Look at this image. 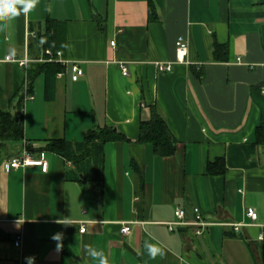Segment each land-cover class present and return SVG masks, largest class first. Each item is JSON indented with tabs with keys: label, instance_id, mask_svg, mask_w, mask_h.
Here are the masks:
<instances>
[{
	"label": "crops",
	"instance_id": "obj_1",
	"mask_svg": "<svg viewBox=\"0 0 264 264\" xmlns=\"http://www.w3.org/2000/svg\"><path fill=\"white\" fill-rule=\"evenodd\" d=\"M152 2L151 14L150 0H40L0 27V110L24 124L0 158V264H27L29 256L34 264H96L85 255L89 245L109 264H264V144L256 142L261 108L252 91L264 88V0ZM51 21L55 36L46 43ZM46 50L62 51L69 64L42 61ZM73 62L83 70L77 81ZM27 93L34 98L24 101ZM154 105L178 141L172 156L138 142ZM105 127L128 140L106 142L84 162L47 148ZM25 140L46 169L3 167L23 155ZM210 166L226 170L212 174ZM195 207L212 223L202 234L192 225L169 229L176 208L193 222ZM63 217L72 225L53 222ZM56 232L64 234L59 254ZM146 242L164 255L150 257Z\"/></svg>",
	"mask_w": 264,
	"mask_h": 264
},
{
	"label": "trees",
	"instance_id": "obj_2",
	"mask_svg": "<svg viewBox=\"0 0 264 264\" xmlns=\"http://www.w3.org/2000/svg\"><path fill=\"white\" fill-rule=\"evenodd\" d=\"M154 10V4L152 0H150V13H154ZM51 30H53L52 21L48 25L47 33L43 36L46 38V43L54 39L55 35H52ZM53 80L54 74L51 76L49 75V89L52 88V83H50V81L53 82ZM252 91L254 101L261 108V123L256 129V142L258 144H264V93H262V86L254 87ZM151 112V118L142 121L140 124L138 142L142 144H151L157 156L167 157L174 155L177 151L178 141L171 132L165 116L157 105L152 106ZM23 135L24 124L22 116L14 115L11 111L0 110V158L3 157L11 141L20 140ZM119 140L126 141L128 139L115 130V128L105 127L90 130L83 142L73 144L63 139H57L50 142L47 148L64 156L68 160H75V162L79 161L75 158L80 156L84 162L96 156L98 147L103 148L106 142ZM79 152H81V154H78ZM79 167L84 173V167L80 165V163ZM225 170V168H223L222 171L213 170L212 166H210L209 169L212 174L222 173ZM232 235L237 236L236 234Z\"/></svg>",
	"mask_w": 264,
	"mask_h": 264
},
{
	"label": "built area",
	"instance_id": "obj_3",
	"mask_svg": "<svg viewBox=\"0 0 264 264\" xmlns=\"http://www.w3.org/2000/svg\"><path fill=\"white\" fill-rule=\"evenodd\" d=\"M30 35H34L33 33H30ZM35 36V35H34ZM116 42L112 41L111 45L115 46ZM176 46L177 49L180 53H182V57H180V60L183 61L184 57L186 55V50H187V44L184 41V39L179 38L176 42ZM7 61H13V62H17L22 66H27L29 64V62L31 60H29L28 58L25 59H16L14 57L8 56L6 58ZM44 62L47 63H53V62H57L60 63L62 65H67L69 64L70 61H68V59H65L63 57V53L62 51H52V50H46V54L45 57L41 59ZM72 73H73V80L77 81L79 80V78L83 75V70L80 67V65L76 62L72 63ZM159 69L161 72L164 71H169L172 70V64H164V63H159ZM122 71L124 75H129V69L127 67V65L123 64L122 65ZM62 76V73H59V77ZM264 92V88L262 90ZM34 97L27 93L25 95V100H30L33 99ZM24 153L22 156L19 157H15L12 159H4L2 161V165L6 170H11V169H19V168H25V167H30V166H39L42 167L43 169L47 168V163L44 159L42 158H35L31 155V151H30V142L25 140L24 141ZM194 213H195V218L193 220V222H189L187 220L186 217V212L184 209L182 208H176L175 210V216L176 219L175 221L169 222L168 223V227L171 231H174L176 227L178 226H195L197 228L196 233L198 235L202 234L203 231L209 227L210 225H212V223L208 222L205 219V216L203 215V211L199 208V207H195L194 208ZM247 217L250 219L251 222H255L258 219V213L254 208H248L247 212H246ZM238 225H234L235 230L237 231L238 229ZM86 226L82 225L81 226V232L84 233L86 231ZM131 228L128 225H124L121 228V232L122 234L126 235L128 233H130ZM260 238H262V236H260ZM22 245V237L18 236L16 241H15V246L20 247Z\"/></svg>",
	"mask_w": 264,
	"mask_h": 264
},
{
	"label": "clouds",
	"instance_id": "obj_4",
	"mask_svg": "<svg viewBox=\"0 0 264 264\" xmlns=\"http://www.w3.org/2000/svg\"><path fill=\"white\" fill-rule=\"evenodd\" d=\"M39 3L40 0H0V27H6L11 20L20 16L22 13L27 15L34 11ZM24 222L25 219L22 220L19 218L16 220L15 225L19 229ZM53 222L64 226L72 225L69 217H63V219L59 218ZM63 235L62 232H56L50 237V239L56 242L55 252L57 254L63 250ZM145 249L148 255L153 259L156 258L157 255H164L163 249L152 243L146 242ZM85 255L92 261H95L96 264H109V259L105 253L91 245L85 247ZM25 259L27 264H34V256H29Z\"/></svg>",
	"mask_w": 264,
	"mask_h": 264
}]
</instances>
